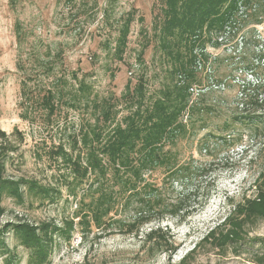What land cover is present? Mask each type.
<instances>
[{
	"label": "rangeland",
	"instance_id": "obj_1",
	"mask_svg": "<svg viewBox=\"0 0 264 264\" xmlns=\"http://www.w3.org/2000/svg\"><path fill=\"white\" fill-rule=\"evenodd\" d=\"M160 4L159 0H16L12 5L9 0H0V130L10 134L16 128L24 136L18 150L20 154L8 160L7 175L35 179L53 186L61 194L53 201L25 196L23 202H19L3 197L0 204L5 211L0 225L18 218L34 224L42 221L60 224L64 218L72 216L76 202L71 197L66 198L64 185L71 179L72 172L52 152L59 144L69 152L75 151L73 136L80 126L93 121L95 107L91 98H112L119 119L129 111L128 101L122 97L128 81L133 85L142 76L145 96L151 100L159 89L171 82L168 73L171 63L162 56L153 38ZM128 12H132L133 20L123 59L117 61L113 50ZM260 15V23H250L243 31L254 25L264 45V12ZM16 21L22 28L20 45L15 37ZM229 48L208 45L206 51L212 56H233ZM252 53L247 49L239 54L240 59L233 61L242 62L235 65L230 60L209 62L207 68L213 74L212 79L222 80L223 87L211 88L204 72L198 73L200 85H194L191 99L200 108L190 115L191 119L187 118L188 133L172 149L176 150L180 163L209 169L208 175H196L188 183L194 191L187 202H197L207 191L208 198L180 223L170 217L161 221L176 245L171 263L179 262L212 227L224 221L233 211L230 200L238 201L243 194H251L253 179L264 169L263 134L250 138L244 126L233 123L243 132L240 139L236 134L225 144L212 137L235 110L236 102L255 96L252 81L255 75L250 76L244 68L254 57ZM257 77L264 78L262 64L257 69ZM248 81L250 86L242 91ZM80 82L88 86L90 103L74 106L62 101L68 98L64 94L62 100L56 101L57 108L50 117L36 101L33 103L35 97L27 99L22 90L26 83L27 95L37 92L40 97L45 93L42 88L67 90L74 85L76 89ZM261 89L258 88V92ZM260 110L264 114V107ZM206 135L210 153L199 150L200 140ZM148 178L159 184L162 176L155 171ZM162 185L167 200H174L186 191L185 186L171 185L168 180ZM153 224L152 219L142 230L146 231ZM117 230L102 238H95L92 233L83 238L79 230L73 232L68 242L55 238L49 260L44 264H166L163 252L153 257L152 251L142 247L139 237ZM242 235L241 241L224 250L209 243L196 246L195 253L185 264H258L256 258L264 255V220L246 225ZM5 242L10 249L14 246L13 264H27L26 251L14 245L11 235L5 237ZM7 258L0 253V264H9Z\"/></svg>",
	"mask_w": 264,
	"mask_h": 264
},
{
	"label": "trees",
	"instance_id": "obj_2",
	"mask_svg": "<svg viewBox=\"0 0 264 264\" xmlns=\"http://www.w3.org/2000/svg\"><path fill=\"white\" fill-rule=\"evenodd\" d=\"M9 1L13 5L16 0ZM159 1L160 11L153 25V38L162 56L171 63L168 70L171 82L159 89L151 100L145 96L142 76L133 85L128 81L122 97L127 99L129 111L119 119L116 118L118 110L112 98H91L95 107L93 121L80 126L73 136L75 151L69 152L59 144L52 152L72 172L71 179L64 185L66 198L71 197L76 202L73 214L60 224L53 221L34 224L18 218L0 225V253L7 255L9 264H13L15 256L14 246L10 249L5 242L7 235H11L15 246L24 248L27 264H44L49 260L55 238L68 242L75 230H79L83 238L91 233L95 238H102L117 229L119 233L139 237L142 247L152 251L153 257L163 252L167 257L166 264H185L195 253L196 246L209 243L221 250L227 249L243 239L246 225L264 220L262 169L253 179L251 194H243L238 201L230 200L233 211L224 221L212 227L179 262H170L176 245L167 227L161 226V221L170 217L180 223L208 198L207 191L199 196L197 202H187L194 191L188 183L196 175H208L209 169L180 163L176 150L172 148L188 133L187 118L191 119L190 115L200 108L191 99L194 85H200L199 71L204 72L211 88L224 86L222 80L212 79L213 74L207 68L209 62L227 63L230 60L235 65L242 60L233 59H240L238 55L250 49L254 57L244 68L250 76L255 75L252 81L256 90L254 97L236 102L235 110L212 137L216 142L225 144L230 143L236 134V138L240 139L243 132L233 123L244 126L250 138L264 135V114L260 110L264 107V96L258 97L264 94V78L257 77V69L264 65V45L254 25L243 31L246 25L261 22L264 0ZM132 20L133 14L128 12L119 28L113 50L117 61L123 59ZM14 27L17 45H20L23 40L21 24L16 21ZM208 45L230 47L233 56H212L206 51ZM142 51L138 54L139 58ZM247 86H250L249 81L244 83L242 91ZM73 87L67 90L50 86L42 88L45 93L40 97L37 92L27 95L26 83L22 90L27 99L35 97L33 103L36 101L50 117L57 108L56 101L62 100L64 94L68 98L62 101L74 106L90 103L85 83L80 82L76 89ZM260 87L262 89L258 92ZM196 95L203 96L202 93ZM208 138L206 135L200 140V151L210 153ZM23 139L22 132L16 128L10 134L0 130V201L3 197H10L23 202L25 196L53 201L61 195L53 186L41 184L35 179L7 175L8 160L16 153L20 154L18 150ZM155 171L162 176L159 184L148 178ZM166 180L171 185L185 186L186 191L174 200L165 199L162 183ZM4 211L0 204V217ZM152 219L155 224L143 231L142 228ZM256 259L258 264H264V255Z\"/></svg>",
	"mask_w": 264,
	"mask_h": 264
}]
</instances>
